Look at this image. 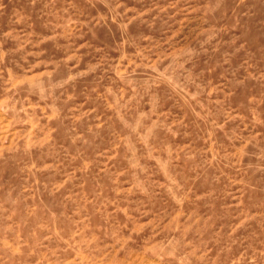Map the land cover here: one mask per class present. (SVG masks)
Segmentation results:
<instances>
[{
	"label": "rangeland",
	"instance_id": "374dc122",
	"mask_svg": "<svg viewBox=\"0 0 264 264\" xmlns=\"http://www.w3.org/2000/svg\"><path fill=\"white\" fill-rule=\"evenodd\" d=\"M0 264H264V0H0Z\"/></svg>",
	"mask_w": 264,
	"mask_h": 264
}]
</instances>
